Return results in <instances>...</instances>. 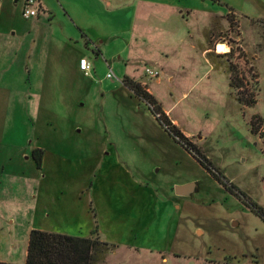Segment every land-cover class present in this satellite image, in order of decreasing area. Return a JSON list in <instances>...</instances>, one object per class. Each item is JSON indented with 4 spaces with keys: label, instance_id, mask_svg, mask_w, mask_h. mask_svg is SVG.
Instances as JSON below:
<instances>
[{
    "label": "rangeland",
    "instance_id": "rangeland-1",
    "mask_svg": "<svg viewBox=\"0 0 264 264\" xmlns=\"http://www.w3.org/2000/svg\"><path fill=\"white\" fill-rule=\"evenodd\" d=\"M107 1L114 9L137 0ZM150 1L174 9L138 3L125 50L112 57V41L105 58L92 55L97 71L89 82L36 46L27 33L33 18L22 15L25 0H0L1 262L25 263L32 228L87 234L83 210L93 200L95 181L87 172L113 156L142 185L137 189L157 195L160 210L144 205L123 212L118 235L124 239L109 243L105 264H264V221L246 206V197L214 180L168 135L153 105L123 85L125 76L140 83L228 186L264 209V0ZM219 44L229 52H217ZM236 74L242 88L231 86ZM33 149L47 150L45 169ZM111 174L105 189L115 194L118 181ZM184 183L197 189L182 200L174 189ZM167 197L178 206L174 218L161 209ZM105 216L103 210L100 228ZM133 227L140 234L137 247L131 245ZM97 230L92 238L100 236Z\"/></svg>",
    "mask_w": 264,
    "mask_h": 264
},
{
    "label": "crops",
    "instance_id": "crops-1",
    "mask_svg": "<svg viewBox=\"0 0 264 264\" xmlns=\"http://www.w3.org/2000/svg\"><path fill=\"white\" fill-rule=\"evenodd\" d=\"M17 1L18 0H16V2ZM40 3L43 13L41 12L42 14L32 19L33 21L30 22V27L28 28L27 33H29L31 37H35L34 41L38 43L36 46L43 45L45 49L48 50L50 53V61H57V63L61 64L65 63L71 73L82 79L85 78L89 82H91V79L94 78L93 73L97 71V68L91 58L92 55L96 56L97 59H101L102 57L105 58L106 48H108V45L112 44V41H114V46H116V51L111 52L114 55L112 57L115 58L116 53H120L125 50L132 36L131 34L134 32L135 19L138 20V6L140 4H142V6L140 5L141 7H145V5L149 7V4H159L165 8H171V5L168 3L156 1L151 2L150 0H137L134 3H127L128 7L126 8H121V6H119L114 9L111 4H109L110 1L107 0H40ZM147 7L145 8L148 9ZM171 9L173 10L174 8ZM128 11L131 13L133 12L130 26L127 22ZM145 15V18L147 17V19L151 17V15ZM181 15H183V13ZM142 24V27H145L144 22ZM112 26L114 29H112ZM87 41H90L91 44L87 45ZM122 43H126L123 49ZM219 46L220 44L217 45V52H219ZM81 58H87L91 64L89 76H85L80 70L79 62ZM37 148L38 147H36V149ZM43 150L44 156L42 168L45 169L50 155L46 149ZM105 155H107V152ZM112 157L104 158L105 161L109 160L110 163H108V165L107 163L106 165L104 163V165L99 169L102 165L101 159L97 169H88L87 175L93 172L95 177V181L90 185L93 188V200L91 201L90 206H85V210H83V214L87 219V222L85 223L87 234L77 237H91L92 233L95 232L96 226L99 228L97 233L99 232L102 239H105L108 243L118 244L119 242H117L116 239H124L121 234L118 235V233L121 232L122 224L120 223V219L124 215L123 212H127L128 209L142 207L144 205H146L149 211L159 212L160 210V205L158 204L159 198L157 195L153 193V191L151 192L148 187H144L148 191L137 189L136 186H139L140 184L129 177V173L125 169L126 167L119 162L117 157ZM113 170L116 172L115 178L116 181H118L114 183V186L116 184L118 185V189L115 194L112 193V188L110 190L105 189L107 185L113 181L111 179V171ZM122 176H124L125 182L122 181ZM128 180H131L130 183L132 187L130 189L127 187V182H129ZM99 195H102L100 196L102 205L96 206V197ZM128 196H131V198H128ZM181 198L183 200L186 197ZM162 202L163 203L161 205L163 207H161V209L163 213L167 218H174L176 216L175 210L178 209V206L173 201V203L169 204L168 197ZM108 206H111V210H109ZM103 210L106 214L105 217H107L108 220L106 221V226H102V228H100V220L102 219L101 216ZM107 210L109 212L108 214L106 213ZM143 226L144 225L140 227L143 228ZM32 229L57 233L41 227ZM131 232L135 236V238L132 239L134 242L131 245L132 247H137L139 245L136 243H139L138 239H140V234L136 227H133ZM164 261H166V259Z\"/></svg>",
    "mask_w": 264,
    "mask_h": 264
},
{
    "label": "trees",
    "instance_id": "trees-1",
    "mask_svg": "<svg viewBox=\"0 0 264 264\" xmlns=\"http://www.w3.org/2000/svg\"><path fill=\"white\" fill-rule=\"evenodd\" d=\"M87 41V45H90ZM98 55V52H97ZM237 74L231 82L232 87L242 88L244 85L241 79H238ZM123 85L127 87L138 99L153 105V111L160 114V125H162L168 135L176 140L187 152H189L200 165L211 174V176L222 184L228 192L236 194L239 192L243 197H246V206L262 218L264 221V209L250 200L246 194L241 192L235 185L228 186L225 175L219 171L194 144L189 141L183 132L176 126H173L166 116L161 112L160 106L156 99L148 93V91L140 84L125 76ZM240 101H244L243 98ZM254 99L247 104L252 105ZM162 117L164 121L162 120ZM253 128L255 124H252ZM44 150L38 149L33 151V157L39 168H42ZM97 233V232H96ZM110 249V244L101 241L99 236L96 238H83L67 234L51 233L38 229H32L29 235L27 255L24 264H105V260ZM0 264H13L9 262H1Z\"/></svg>",
    "mask_w": 264,
    "mask_h": 264
},
{
    "label": "built area",
    "instance_id": "built-area-1",
    "mask_svg": "<svg viewBox=\"0 0 264 264\" xmlns=\"http://www.w3.org/2000/svg\"><path fill=\"white\" fill-rule=\"evenodd\" d=\"M40 0H25L24 2V9L22 12L23 17L26 20L32 19L34 17H38L41 8H37L36 5L40 6ZM79 67L80 70L84 73L85 76H89L90 75V71H91V64L88 61L87 58H81L80 62H79ZM146 72L151 75L152 77H158L159 72L158 71H154L151 69H146ZM107 78L111 79L113 78L112 73H107Z\"/></svg>",
    "mask_w": 264,
    "mask_h": 264
},
{
    "label": "water",
    "instance_id": "water-1",
    "mask_svg": "<svg viewBox=\"0 0 264 264\" xmlns=\"http://www.w3.org/2000/svg\"><path fill=\"white\" fill-rule=\"evenodd\" d=\"M197 189L196 183H188L184 185H177L175 187V194L179 197H191Z\"/></svg>",
    "mask_w": 264,
    "mask_h": 264
},
{
    "label": "bare ground",
    "instance_id": "bare-ground-1",
    "mask_svg": "<svg viewBox=\"0 0 264 264\" xmlns=\"http://www.w3.org/2000/svg\"><path fill=\"white\" fill-rule=\"evenodd\" d=\"M218 50L222 53H228L229 52V47L225 44H220Z\"/></svg>",
    "mask_w": 264,
    "mask_h": 264
}]
</instances>
